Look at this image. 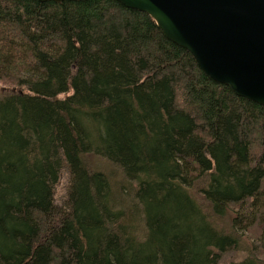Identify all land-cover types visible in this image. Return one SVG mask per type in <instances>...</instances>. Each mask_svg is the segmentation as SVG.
I'll list each match as a JSON object with an SVG mask.
<instances>
[{
    "label": "trees",
    "instance_id": "16d2710c",
    "mask_svg": "<svg viewBox=\"0 0 264 264\" xmlns=\"http://www.w3.org/2000/svg\"><path fill=\"white\" fill-rule=\"evenodd\" d=\"M0 80V264H218L253 228L264 256V105L149 14L0 0Z\"/></svg>",
    "mask_w": 264,
    "mask_h": 264
},
{
    "label": "water",
    "instance_id": "95a60500",
    "mask_svg": "<svg viewBox=\"0 0 264 264\" xmlns=\"http://www.w3.org/2000/svg\"><path fill=\"white\" fill-rule=\"evenodd\" d=\"M116 1L149 14L208 77L264 105V0Z\"/></svg>",
    "mask_w": 264,
    "mask_h": 264
},
{
    "label": "rangeland",
    "instance_id": "374dc122",
    "mask_svg": "<svg viewBox=\"0 0 264 264\" xmlns=\"http://www.w3.org/2000/svg\"><path fill=\"white\" fill-rule=\"evenodd\" d=\"M1 82L2 81L0 80V83ZM1 85L3 86V84L2 83L0 84V95H1L2 88H3ZM107 164L108 162L102 159H97L94 165H99L100 168H102V170L105 172L106 169L107 170L110 169V166H108ZM91 167L94 169L93 166ZM118 181L120 180L118 179ZM64 188H65V179H63L60 185L58 186V189H57V199L58 200H60V198L64 194ZM195 195L199 199V201L203 205H205L203 203V196L198 191L195 192ZM235 213L236 212L230 210L229 214L226 216V219L220 220L217 225L220 228L228 225L229 223L232 222V217L235 216ZM227 231H230V230H227ZM250 232H251V236L255 237L258 231H257V228H253L250 230ZM251 236L249 235V233L244 234V236L242 237V240L240 239L239 241L240 248H238L237 250L230 249L226 251L225 253H222L221 259L219 260L218 264H231L232 262H237L241 260L243 257H245L246 254H249L250 252L257 254L260 257H264L263 255L260 254L261 248H260V245L258 244L257 239Z\"/></svg>",
    "mask_w": 264,
    "mask_h": 264
},
{
    "label": "bare ground",
    "instance_id": "6f19581e",
    "mask_svg": "<svg viewBox=\"0 0 264 264\" xmlns=\"http://www.w3.org/2000/svg\"><path fill=\"white\" fill-rule=\"evenodd\" d=\"M54 2V1H53ZM57 3V2H56Z\"/></svg>",
    "mask_w": 264,
    "mask_h": 264
}]
</instances>
